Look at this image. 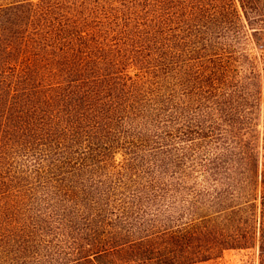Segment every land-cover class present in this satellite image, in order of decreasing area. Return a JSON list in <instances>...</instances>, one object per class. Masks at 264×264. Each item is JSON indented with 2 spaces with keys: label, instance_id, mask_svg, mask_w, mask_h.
<instances>
[{
  "label": "trees",
  "instance_id": "obj_1",
  "mask_svg": "<svg viewBox=\"0 0 264 264\" xmlns=\"http://www.w3.org/2000/svg\"><path fill=\"white\" fill-rule=\"evenodd\" d=\"M178 23V0L0 3V189L40 188L21 197L26 206L40 205L29 216L30 235L48 237L43 232L62 220L65 202L53 200L42 175L51 168L90 154L169 153L178 140L188 143L190 158L180 156L188 168L224 172L217 187L239 200L229 209L241 207V241L252 239L264 264V138L243 140L241 152L240 137L221 157L227 149L212 146L217 128L200 120L202 113L181 111ZM236 172L241 192L233 189ZM86 185L81 191L95 192Z\"/></svg>",
  "mask_w": 264,
  "mask_h": 264
},
{
  "label": "rangeland",
  "instance_id": "obj_2",
  "mask_svg": "<svg viewBox=\"0 0 264 264\" xmlns=\"http://www.w3.org/2000/svg\"><path fill=\"white\" fill-rule=\"evenodd\" d=\"M178 21L181 111L202 113L200 120L217 128L212 146L227 149L221 157L240 137L241 152L243 140L262 142L264 0H178ZM187 145L90 154L51 168L42 175L53 200L65 205L56 228L43 232L48 237L30 235L38 201H21L40 188H1L0 264H260L258 246L241 241V207L229 209L239 200L217 187L224 172L188 168L180 161L190 158ZM232 177L241 192L242 175Z\"/></svg>",
  "mask_w": 264,
  "mask_h": 264
}]
</instances>
